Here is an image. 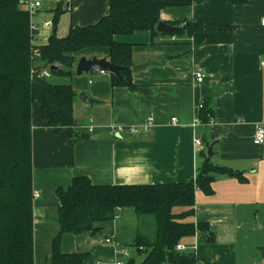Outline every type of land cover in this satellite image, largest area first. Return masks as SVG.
Instances as JSON below:
<instances>
[{"label": "crops", "instance_id": "crops-1", "mask_svg": "<svg viewBox=\"0 0 264 264\" xmlns=\"http://www.w3.org/2000/svg\"><path fill=\"white\" fill-rule=\"evenodd\" d=\"M60 4L67 3L61 0ZM67 10L71 19L58 36L65 35L70 25L96 22L107 13L108 0H71ZM263 17L264 0L239 5L231 0H204L164 8L160 21L229 23L231 30L179 37L159 34L153 42L148 31L142 37L132 36L139 31L118 36L119 41L133 44V65L148 60L153 64L131 73L135 89L112 87L109 73H99L94 81L87 78L86 87L78 79L70 82L78 122L73 130L78 138L67 135L66 129L47 126L40 105L33 103V264H49L51 241L58 230L55 189L67 186L72 177L83 175L94 184L184 182L194 178L202 152L212 164L241 171L246 181L215 175L211 193L195 190L192 221L207 224L213 238L208 241L203 230L182 238L184 253L193 256L192 262L183 264H264L259 250L264 240V142L257 144L253 138L257 124H264ZM36 34L37 44H43L48 34L44 40L38 29ZM81 51L77 58H107L103 47ZM198 72L203 74L200 82L195 77ZM80 91L98 102L81 101ZM204 100L211 103L213 121L192 125L197 104ZM149 115L154 125L146 134L112 136L109 132L110 125H139ZM195 138L201 141L199 147ZM138 230L134 211L125 208L101 223L94 234H63L60 247L66 253L87 249L101 258H115L118 248L133 244ZM140 230L146 231L143 226ZM99 232L103 239L87 241L88 235ZM106 238L112 241L105 242Z\"/></svg>", "mask_w": 264, "mask_h": 264}, {"label": "trees", "instance_id": "trees-1", "mask_svg": "<svg viewBox=\"0 0 264 264\" xmlns=\"http://www.w3.org/2000/svg\"><path fill=\"white\" fill-rule=\"evenodd\" d=\"M204 0H108V11L96 22L70 25L65 35L58 36L56 25L63 11L57 0L51 29L40 44L39 57L32 58L29 31L30 15L20 0H0V264H33V189L31 162L32 106L40 105L46 125L78 138L73 128L75 91L69 82H54L35 76L34 69L53 63L59 68L50 71L61 78L74 73L77 54L89 47L107 49L106 59L121 66L119 77L110 76L111 86L135 89L131 78L133 44L117 39L136 31H148L151 42L159 34L155 26L160 11L167 7L199 4ZM244 4L246 0H231ZM183 24L172 34L177 37L205 31H229V23H198L189 19L166 22ZM202 123L213 119L210 101H203L198 110ZM203 161L194 178L184 182L140 184H94L86 176L72 177L64 187H57L56 217L58 230L54 235L49 264H83L87 252H63L61 236L100 229L119 211L131 208L139 230L133 247L145 255L138 264H183L193 261L192 253L182 256L174 250L182 238L203 230L208 241L213 235L207 224L192 221L195 190L211 193L215 175H224L245 182L243 173L212 164L202 152ZM146 231L142 232L141 227ZM131 264L132 261L128 260Z\"/></svg>", "mask_w": 264, "mask_h": 264}, {"label": "rangeland", "instance_id": "rangeland-1", "mask_svg": "<svg viewBox=\"0 0 264 264\" xmlns=\"http://www.w3.org/2000/svg\"><path fill=\"white\" fill-rule=\"evenodd\" d=\"M39 2H40V7H38L36 11H34L33 13L30 14V21L36 25V27L38 29V34H39L41 40H44L45 39L44 36L50 32L53 10L56 8L57 1L56 0H39ZM61 7L63 8V5H61ZM70 19H71L70 11L69 10L62 11L59 14V18H58L57 25H56V31L59 32L60 31L59 29L66 27L68 25V22L70 21ZM145 35H147L146 31H139V32L132 34V36H139V37L140 36L142 37ZM99 48H102V47L86 48V49L82 50L81 52L82 53H89L90 51H88V50H95V49L97 50ZM99 73L100 72H94L92 74L82 73L80 75H76L74 72L69 77H61V78L55 76L54 74H50V77L48 79L51 81H54V82H59V81L69 82V83L71 82L72 84L75 83V80L78 79L80 84L83 87H86L87 78H91V80L94 81V79L97 77V75ZM80 92L84 93V91H80ZM83 232H86V231H83ZM83 232H80V233H83ZM77 234H79V233H77ZM103 237L104 236H103L102 232H99L95 236L88 235L87 241L90 242L94 238L99 240V239H103ZM122 248H124L127 252V259L124 262H127L128 260H130V261H132L131 264H138L141 262V260L143 259L144 255H145L144 252L135 251V248L133 247V245H130V244H125V245H123ZM122 248H118L117 251H119ZM86 251L88 252L87 249H86ZM116 259L123 262V259L119 256L117 258L116 257L115 258L109 257V259H105V258H101V257L96 256L94 253L91 254L88 252V254L86 255V257L83 261V264H96V263H98V264H113Z\"/></svg>", "mask_w": 264, "mask_h": 264}, {"label": "built area", "instance_id": "built-area-1", "mask_svg": "<svg viewBox=\"0 0 264 264\" xmlns=\"http://www.w3.org/2000/svg\"><path fill=\"white\" fill-rule=\"evenodd\" d=\"M22 5L24 6V8L27 10V12L29 13V15L31 13H33L34 11L37 10L38 7H40V2L39 0H20ZM71 0H64L65 3H69ZM260 25L264 27V17L261 18L260 20ZM29 31H30V35H31V41H30V51H31V56L32 58H36L39 57L40 52H39V44H37V28L36 25L34 23H32L30 21L29 23ZM174 39V37L172 38ZM55 66L57 68H59L60 64L58 63H53L50 66ZM49 65L45 68H40V69H32L31 72L33 74H35V76L40 77V78H46L48 79L50 77V67ZM196 80L197 82L202 81L203 79V74L198 72L195 74ZM203 107V102H199L197 104V111L199 109H201ZM171 121H175V118H171ZM213 121L212 118H209V120L206 123H202L199 116H198V112L195 115L192 125H197V124H209ZM154 125V119L152 115H149L145 121L142 124L139 125H110L109 126V132L112 136H121L124 133L127 134H131V135H138V134H146L148 133L151 128ZM92 128L89 127L88 131H91ZM254 141L257 144H262L264 142V124L263 123H259L257 124L256 128H255V132H254ZM201 144V141L199 138H195L194 139V145L199 147ZM36 194H33V197H35ZM112 240L110 238H106L105 242H111ZM185 246H183L182 244L178 243L175 245L174 250H176L177 252H185ZM117 257H121L123 259V262L119 261V260H115L113 264H130L129 261H126L127 259V252L124 248H122L119 251H116ZM116 257V258H117Z\"/></svg>", "mask_w": 264, "mask_h": 264}, {"label": "water", "instance_id": "water-1", "mask_svg": "<svg viewBox=\"0 0 264 264\" xmlns=\"http://www.w3.org/2000/svg\"><path fill=\"white\" fill-rule=\"evenodd\" d=\"M61 1V0H58ZM68 8V4H64L63 5V10H67ZM183 24H170V23H166L164 21H159L156 26H155V32H157L158 34H172L175 31H177V29L181 28ZM153 62L152 61H146L144 63L141 64H135L131 67L132 72H137L141 69H144L145 67L152 65ZM122 67L109 62L105 57H100L97 58L96 56H92L90 58H86L85 56H80L77 59V62L75 64V68H74V72L76 75H80L82 73L84 74H92L94 72H100V73H109L115 77H119V71ZM50 71L56 70L57 67L55 66H50L49 67ZM78 98L85 102V103H97L98 101L92 98H89L88 96H86L83 92H80L78 94ZM211 150H212V146H209L207 148V155L211 156ZM259 250L262 253V256L264 257V240L262 243V246L259 247ZM182 256H186L187 254L182 252L181 253Z\"/></svg>", "mask_w": 264, "mask_h": 264}]
</instances>
